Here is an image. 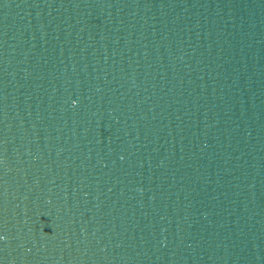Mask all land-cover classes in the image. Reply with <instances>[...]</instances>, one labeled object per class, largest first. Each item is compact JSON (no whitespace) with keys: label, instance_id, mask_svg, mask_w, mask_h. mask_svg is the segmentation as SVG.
Instances as JSON below:
<instances>
[{"label":"water","instance_id":"95a60500","mask_svg":"<svg viewBox=\"0 0 264 264\" xmlns=\"http://www.w3.org/2000/svg\"><path fill=\"white\" fill-rule=\"evenodd\" d=\"M0 264H264V0H0Z\"/></svg>","mask_w":264,"mask_h":264}]
</instances>
